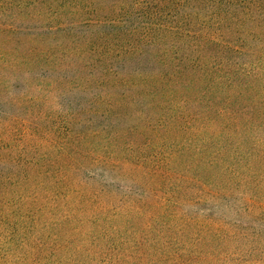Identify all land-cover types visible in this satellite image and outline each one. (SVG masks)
Returning a JSON list of instances; mask_svg holds the SVG:
<instances>
[{
	"label": "trees",
	"instance_id": "trees-1",
	"mask_svg": "<svg viewBox=\"0 0 264 264\" xmlns=\"http://www.w3.org/2000/svg\"><path fill=\"white\" fill-rule=\"evenodd\" d=\"M0 36L42 78L9 105L63 96L40 130L3 119L0 264L264 247V0H0Z\"/></svg>",
	"mask_w": 264,
	"mask_h": 264
},
{
	"label": "rangeland",
	"instance_id": "rangeland-1",
	"mask_svg": "<svg viewBox=\"0 0 264 264\" xmlns=\"http://www.w3.org/2000/svg\"><path fill=\"white\" fill-rule=\"evenodd\" d=\"M18 43L19 40L8 41L7 38L0 36V55L4 56V61H0V107L1 111L7 112V115L4 114L0 119V132L3 129V119L7 122V118L13 115L19 120L18 122L22 123L24 120L25 125L28 128L34 127L33 131H35L36 129L40 130L42 127L39 119H47L54 111L58 114L63 112V109L56 105L57 102L62 104L63 96L53 89L54 87L52 88L53 85L49 79L43 81L45 86L40 91V94L48 103L39 104V108L26 104L23 109H15L12 105H9L12 99H16L22 93L26 94L27 97H35L38 94L35 88L30 85L29 76H33L36 79L35 83L40 84V81H42L41 77H36L37 72L32 65H20L17 70L12 68V64L18 65L15 58L21 56L22 46L18 45ZM23 46L28 48L27 45ZM25 72L32 73L27 76ZM32 108H34V112L31 111ZM262 249L257 247L249 248L242 241L238 245V249L235 252L237 255L233 257L232 264H264V247Z\"/></svg>",
	"mask_w": 264,
	"mask_h": 264
}]
</instances>
